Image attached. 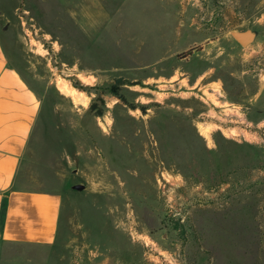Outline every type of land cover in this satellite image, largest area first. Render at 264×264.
I'll return each mask as SVG.
<instances>
[{
    "label": "rangeland",
    "instance_id": "374dc122",
    "mask_svg": "<svg viewBox=\"0 0 264 264\" xmlns=\"http://www.w3.org/2000/svg\"><path fill=\"white\" fill-rule=\"evenodd\" d=\"M2 25L45 102L20 184L64 219L0 264H264V141L225 115L264 136V0H0Z\"/></svg>",
    "mask_w": 264,
    "mask_h": 264
},
{
    "label": "crops",
    "instance_id": "0c3cea01",
    "mask_svg": "<svg viewBox=\"0 0 264 264\" xmlns=\"http://www.w3.org/2000/svg\"><path fill=\"white\" fill-rule=\"evenodd\" d=\"M0 27V250L6 245L50 248L61 235L64 197L56 190L27 189L24 170L36 165L32 148L44 131V95L18 55L19 39Z\"/></svg>",
    "mask_w": 264,
    "mask_h": 264
},
{
    "label": "built area",
    "instance_id": "2783aa9c",
    "mask_svg": "<svg viewBox=\"0 0 264 264\" xmlns=\"http://www.w3.org/2000/svg\"><path fill=\"white\" fill-rule=\"evenodd\" d=\"M226 111L227 112L225 113V115H226V117H229V123H232L235 125L239 124L240 125L239 128L241 131L245 132L247 135H251L252 137L255 136L254 137L255 140H257L259 138V140L264 141V136H262V134H259L257 131L252 132L251 127L253 126V124L246 118V115L242 111V109L240 111L239 107L233 106V107H228V109ZM240 113H242V114H240ZM236 117H239V119H241V120H238ZM230 128L235 130L237 127L233 126V127H229L228 129H230ZM258 128H259L260 132H264V129L262 131L261 127L258 126Z\"/></svg>",
    "mask_w": 264,
    "mask_h": 264
},
{
    "label": "water",
    "instance_id": "95a60500",
    "mask_svg": "<svg viewBox=\"0 0 264 264\" xmlns=\"http://www.w3.org/2000/svg\"><path fill=\"white\" fill-rule=\"evenodd\" d=\"M232 35L242 46L251 44L256 37L255 33L250 30L244 32H233Z\"/></svg>",
    "mask_w": 264,
    "mask_h": 264
},
{
    "label": "bare ground",
    "instance_id": "6f19581e",
    "mask_svg": "<svg viewBox=\"0 0 264 264\" xmlns=\"http://www.w3.org/2000/svg\"><path fill=\"white\" fill-rule=\"evenodd\" d=\"M63 92H65L67 95L73 96V98L75 99V101H81L78 96H76L73 92L67 90L66 88H63Z\"/></svg>",
    "mask_w": 264,
    "mask_h": 264
},
{
    "label": "trees",
    "instance_id": "16d2710c",
    "mask_svg": "<svg viewBox=\"0 0 264 264\" xmlns=\"http://www.w3.org/2000/svg\"><path fill=\"white\" fill-rule=\"evenodd\" d=\"M118 95V94H117ZM91 109H94V107L92 106V108ZM98 115H100V114H98Z\"/></svg>",
    "mask_w": 264,
    "mask_h": 264
}]
</instances>
